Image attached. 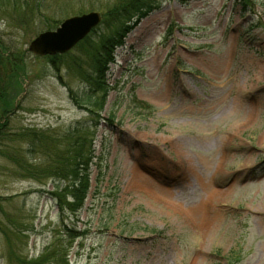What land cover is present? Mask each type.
Masks as SVG:
<instances>
[{
    "label": "rangeland",
    "instance_id": "1",
    "mask_svg": "<svg viewBox=\"0 0 264 264\" xmlns=\"http://www.w3.org/2000/svg\"><path fill=\"white\" fill-rule=\"evenodd\" d=\"M122 1L0 3V56L7 49L25 69L20 77L0 75L17 104L10 131L44 130L65 139L51 145H67L71 126L99 124L77 219L66 210L58 217L54 202L38 193L52 190L50 179L21 178L0 157V264L34 261L53 242L58 250L49 260L57 264H264V0L246 8L239 0L160 2L114 51L97 118L73 101L101 96L87 88V45L54 60L27 47L89 12L101 17L97 33L110 30L104 15ZM188 161L194 173L174 192L186 216L133 190L132 171L165 189L181 180L175 166ZM203 206L208 236L189 224ZM65 226L84 234L69 245Z\"/></svg>",
    "mask_w": 264,
    "mask_h": 264
},
{
    "label": "trees",
    "instance_id": "2",
    "mask_svg": "<svg viewBox=\"0 0 264 264\" xmlns=\"http://www.w3.org/2000/svg\"><path fill=\"white\" fill-rule=\"evenodd\" d=\"M18 0H0L3 5ZM171 0H124L121 4L110 8L104 15V25H111L110 30L98 32L93 29L77 45H87L91 52L93 65V77H87V88L90 92H101L99 100L95 95L88 96L81 94L78 98L73 96V101L79 108H91L90 115L99 116L103 110V100L107 96V85L105 76L108 71V65L113 62L114 51L123 46L124 38L133 30L135 25L159 9L160 2ZM179 4L185 5L190 0H174ZM243 8L250 5L249 0H239ZM52 30V29H51ZM3 54V55H2ZM62 55L49 57L51 60L60 59ZM13 55L6 49L0 56V75L9 70L11 74H17L20 77L25 73L23 64H16ZM79 66V65H78ZM22 89V88H21ZM6 83L3 84L0 78V157L6 159L14 166L15 173L25 179H31L36 182H42L50 179L52 181V190L49 192L38 190V193L45 195L54 202L58 217L66 211L77 219L78 213L84 206L89 192V166L93 159L91 148L92 133L99 127L96 120L89 124L76 123L67 129V138L72 141L67 145H51L50 141H56L53 134L44 133V130L20 129L11 132L9 129V119L15 111L17 104L8 96ZM88 111V110H87ZM108 120H111L108 118ZM92 130V132H91ZM91 132V133H90ZM56 138V139H52ZM59 140V139H58ZM65 139H61L63 142ZM19 143V145H16ZM12 145V147H9ZM34 156V158H33ZM37 156V159H36ZM102 176V174H101ZM112 201V199H111ZM65 239L70 245L72 239L80 237L84 231H76L75 227H64ZM58 247L53 242L48 249L36 258L34 261L21 264H57L55 259L49 260L50 256L56 254ZM54 257V256H53ZM48 258V260H47ZM46 260L48 262H46ZM65 264H69L65 260Z\"/></svg>",
    "mask_w": 264,
    "mask_h": 264
},
{
    "label": "water",
    "instance_id": "3",
    "mask_svg": "<svg viewBox=\"0 0 264 264\" xmlns=\"http://www.w3.org/2000/svg\"><path fill=\"white\" fill-rule=\"evenodd\" d=\"M100 21L101 17L96 12L67 18L54 30L38 34L30 41L27 50L37 57L65 54L96 28Z\"/></svg>",
    "mask_w": 264,
    "mask_h": 264
},
{
    "label": "bare ground",
    "instance_id": "4",
    "mask_svg": "<svg viewBox=\"0 0 264 264\" xmlns=\"http://www.w3.org/2000/svg\"><path fill=\"white\" fill-rule=\"evenodd\" d=\"M165 163V162H163ZM177 168V171L181 177V180H177V184L172 183L167 186L165 189H158L154 188L150 185V183L145 180L142 177H139L138 174L135 171H132L131 176L133 178L132 180V188L135 192L142 194L147 199H150L152 202L159 204L164 211L169 212V214L176 215V216H186L185 209L181 206L179 201L175 199L174 192H175V186L180 185L184 181V177H188L194 173V167L192 164L188 161L186 163L181 162L179 165L177 164L175 166ZM204 187L206 190L210 191L209 185L204 184ZM152 188V189H149ZM155 192L156 194H152L151 192ZM150 192V193H149ZM205 207V206H203ZM196 216L193 218H189L190 227L196 228L200 230L203 234L207 235L209 234L208 229V210L204 209V212L197 210Z\"/></svg>",
    "mask_w": 264,
    "mask_h": 264
}]
</instances>
